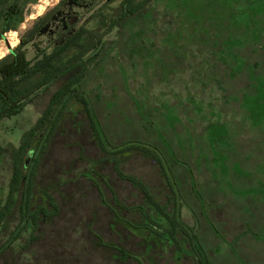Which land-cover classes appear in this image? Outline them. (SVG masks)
Here are the masks:
<instances>
[{
    "label": "rangeland",
    "instance_id": "374dc122",
    "mask_svg": "<svg viewBox=\"0 0 264 264\" xmlns=\"http://www.w3.org/2000/svg\"><path fill=\"white\" fill-rule=\"evenodd\" d=\"M58 2L30 5L17 32L0 41V59L7 44L15 48ZM141 16L106 37L108 54L84 84L90 119L84 110L66 117L39 160L34 193L22 197L44 207L49 194L57 214H41L34 223L21 207L24 230L8 244L20 228L14 210L0 232V264H137L114 257L112 247L139 264H195L130 233L126 221L137 222L130 210L141 196L114 172L113 157L96 146L100 139L113 148L127 142L157 147L166 175L180 187L179 218L198 231L204 262L264 264V0H155ZM65 80L2 122L0 205L12 173L10 148L19 146ZM231 169L240 173L232 177ZM119 171L166 202L156 162L132 151L120 159Z\"/></svg>",
    "mask_w": 264,
    "mask_h": 264
},
{
    "label": "trees",
    "instance_id": "16d2710c",
    "mask_svg": "<svg viewBox=\"0 0 264 264\" xmlns=\"http://www.w3.org/2000/svg\"><path fill=\"white\" fill-rule=\"evenodd\" d=\"M38 1L0 0V41L6 34L17 32L28 7ZM154 1L59 0L53 8L36 18L32 26L19 37L17 46L0 59V126L4 120L19 116L34 99L48 91L60 79L67 77L50 95L36 123L21 135L19 146L10 148L12 173L6 199L0 205V232L14 210L19 215L20 228H17L8 244L16 240L24 230L21 207L25 209V220L29 219L34 223L35 217L41 214L48 217L47 219L57 214V205L49 194L46 195L44 207L40 206L39 201L32 204L29 198L24 200L22 197L34 193L39 160L66 117L75 116L79 110H84L88 117L86 119H90L87 110L91 101L85 92L84 84L108 54L106 37L113 30H122L142 17ZM117 2L113 14L108 15L109 6ZM30 52L33 53L31 58ZM88 122L91 134L95 136L96 130L91 121ZM96 146L107 157H113L111 163L114 172L141 196L140 204L130 210L138 215L137 222L126 221L130 233L138 235L145 245L162 243L166 245V249L174 248L177 261L182 257H190L195 264H207L200 257L198 250V231L187 227L179 218L180 204L176 198L183 200L180 187L171 175H166L158 149L140 142H127L113 148L101 139ZM132 151L151 159L162 168V177L169 192V195L165 196V203L141 182L120 173V159ZM29 152L31 158L26 164L25 157ZM36 153L37 158L34 159ZM168 172L170 174L169 170ZM194 197L200 203L204 200L199 192L194 193ZM19 203L22 204L19 206ZM118 205L121 209L128 210L119 203ZM108 247L107 245L106 248ZM112 249L117 259H131L139 264L138 258L119 248Z\"/></svg>",
    "mask_w": 264,
    "mask_h": 264
},
{
    "label": "flooded vegetation",
    "instance_id": "af4514ba",
    "mask_svg": "<svg viewBox=\"0 0 264 264\" xmlns=\"http://www.w3.org/2000/svg\"><path fill=\"white\" fill-rule=\"evenodd\" d=\"M262 82V81H261ZM264 88V87H263ZM247 98H250V97H247ZM260 101L261 102H259V104L260 103H262L263 101H264V95H263V98H261L260 99ZM262 106V105H261ZM191 139V138H190ZM207 143H208V145H209V148H210V150H211V152H213L214 151V149H213V145H210L209 144V142L207 141ZM143 144H147V143H144L143 142ZM147 145H149V146H152V147H155L154 145H150V144H147ZM118 147V146H117ZM156 149H157V147H155ZM203 151L205 152V150L203 149ZM206 153V152H205ZM204 159V158H203ZM214 159L216 160V159H218V157L217 156H214ZM223 161V160H222ZM214 162V161H213ZM219 163V162H218ZM235 168L237 169V167L235 166ZM236 169H231V171H232V177H235L236 176V174L238 175V173H240V172H236ZM208 171H209V168H208ZM211 171V170H210ZM224 172L225 173H227V171L226 170H224ZM240 176V175H239Z\"/></svg>",
    "mask_w": 264,
    "mask_h": 264
},
{
    "label": "water",
    "instance_id": "95a60500",
    "mask_svg": "<svg viewBox=\"0 0 264 264\" xmlns=\"http://www.w3.org/2000/svg\"><path fill=\"white\" fill-rule=\"evenodd\" d=\"M7 48L9 49V51L11 50L10 47L7 44ZM31 158V153L29 152L26 157H25V163L27 164L30 161Z\"/></svg>",
    "mask_w": 264,
    "mask_h": 264
}]
</instances>
